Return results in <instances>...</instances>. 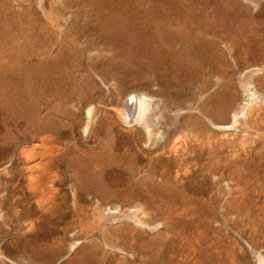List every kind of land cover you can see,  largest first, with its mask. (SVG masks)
I'll list each match as a JSON object with an SVG mask.
<instances>
[{"label": "rangeland", "instance_id": "1", "mask_svg": "<svg viewBox=\"0 0 264 264\" xmlns=\"http://www.w3.org/2000/svg\"><path fill=\"white\" fill-rule=\"evenodd\" d=\"M0 264H264V0H0Z\"/></svg>", "mask_w": 264, "mask_h": 264}, {"label": "bare ground", "instance_id": "2", "mask_svg": "<svg viewBox=\"0 0 264 264\" xmlns=\"http://www.w3.org/2000/svg\"><path fill=\"white\" fill-rule=\"evenodd\" d=\"M132 105H133L132 101L129 100V106L131 107Z\"/></svg>", "mask_w": 264, "mask_h": 264}]
</instances>
